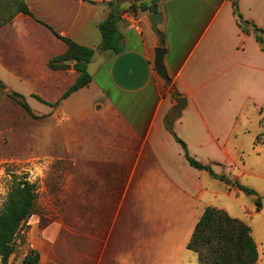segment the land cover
<instances>
[{
    "label": "crops",
    "instance_id": "obj_1",
    "mask_svg": "<svg viewBox=\"0 0 264 264\" xmlns=\"http://www.w3.org/2000/svg\"><path fill=\"white\" fill-rule=\"evenodd\" d=\"M144 1L164 15L159 28L172 87L155 70L159 40L151 13L132 8L141 1L25 0L33 17L17 13L0 28V81L44 105L40 116L60 114L59 162L73 169L66 178H74L76 200L68 206L76 215L42 229L40 264L193 259L187 245L197 222L227 194L207 171L190 165L168 130L174 94L187 103L171 128L190 155L217 174L241 177L245 112H264V51L256 39L257 30L264 36V0H239L241 24L233 0ZM110 2L121 18L118 54L99 49V25L109 17ZM56 34L96 50L88 66L91 83L63 100L79 73L73 60L62 61L70 68L50 67L68 50ZM36 97L60 103L49 106ZM227 187L229 196L236 192ZM86 209L90 215L79 214ZM136 209L142 215L132 216Z\"/></svg>",
    "mask_w": 264,
    "mask_h": 264
},
{
    "label": "rangeland",
    "instance_id": "obj_2",
    "mask_svg": "<svg viewBox=\"0 0 264 264\" xmlns=\"http://www.w3.org/2000/svg\"><path fill=\"white\" fill-rule=\"evenodd\" d=\"M14 2L15 0H0V24L15 14ZM139 5L136 4L135 7ZM12 91L7 86L0 87V209L7 200L16 178L27 177L37 185L38 193L35 213L23 225L15 242L16 251L9 260V264H23V259L30 250L37 247L41 251L44 250L42 229L58 217L76 215L75 208L69 207L74 206L76 193L73 191L74 178H69L68 182L66 178V173H73V169L65 162L62 165L59 162L60 114L54 111L41 117L39 113L45 111V106L26 98L37 113L33 110L34 114L40 117L35 118L10 97ZM83 94L89 93L84 92L80 96L85 97ZM245 116L244 127L248 130L242 134L240 140L243 168L238 181L254 190L257 196L248 195L236 187L233 189L236 192L233 191L229 196L227 185L217 179L221 191L227 196H222L215 208L229 209L230 213H227L231 217L251 227L259 253L256 264H264V112L261 117L260 113L247 111ZM223 174L234 179L226 171H223ZM257 198H260V209L257 207ZM78 211L80 215H90L92 210ZM131 215L140 216L142 210H131ZM188 253L193 259L187 264H199L197 254L191 251ZM56 254L59 255L58 250ZM90 260L89 264L97 262V258ZM45 263L43 260L42 264Z\"/></svg>",
    "mask_w": 264,
    "mask_h": 264
},
{
    "label": "trees",
    "instance_id": "obj_3",
    "mask_svg": "<svg viewBox=\"0 0 264 264\" xmlns=\"http://www.w3.org/2000/svg\"><path fill=\"white\" fill-rule=\"evenodd\" d=\"M136 1H141V3L138 7H135V5L132 6L133 9L139 8L143 12L149 11L151 14L158 11L157 4H150V2L144 0ZM14 4L16 7L15 14L23 13L24 15L33 17L25 0H15ZM109 7V17L99 25V30L102 35V43L99 49L118 54L123 51L121 44L123 36L119 29L120 12L115 2H110ZM233 8L234 14L241 24L243 20L239 11V0H233ZM14 15L8 20L3 21L0 24V28L9 23ZM257 32H259L256 35L257 42L264 51L263 31L257 30ZM56 35L67 43L68 50L65 54L53 59L50 62V67L52 69L70 68V66L63 64L62 61L73 60L75 61L74 69L79 73L76 82L62 96L61 100H63L91 83L92 77L88 71V66L96 50L78 45L70 39L58 34ZM0 87L5 88L6 86L3 82H0ZM174 96L179 98L180 94H174ZM10 97L33 117L40 118L34 114L25 96L12 91ZM36 99L49 106H57L60 103L58 101L56 104H51L40 97H36ZM171 125V122H167L168 130L172 133L176 141L181 144L185 152V157L192 167L207 171L212 178L224 182L229 187H236L248 195L257 196L254 190L241 185L238 179H231L225 174H217L211 165L203 164L192 157L186 143L173 132ZM37 201V185L30 182L27 177L16 178L7 200L0 209L1 264H9L10 258L16 251L15 242L20 235L23 225L35 213ZM256 203L260 209V198H257ZM187 248L197 254L199 264H256L259 258L258 247L252 236L251 227L241 220L231 217L226 211L212 206L204 210L195 226ZM40 263L41 253L36 249L30 250L23 259V264Z\"/></svg>",
    "mask_w": 264,
    "mask_h": 264
},
{
    "label": "water",
    "instance_id": "obj_4",
    "mask_svg": "<svg viewBox=\"0 0 264 264\" xmlns=\"http://www.w3.org/2000/svg\"><path fill=\"white\" fill-rule=\"evenodd\" d=\"M164 15L161 11L154 12L150 14L149 21L151 24V30L154 32V34L158 37L159 40V46L155 50V60H154V66L157 74L164 80L167 86L172 87V79L169 76V73L167 71L166 65H165V56L167 54V49L165 47V35L160 30L159 26L163 23ZM250 31H255L256 27L254 25H251L249 27ZM71 60L65 61V63H71ZM186 99L179 97L176 99V105L171 110L167 117V122H174L177 119L180 118L183 109L186 106Z\"/></svg>",
    "mask_w": 264,
    "mask_h": 264
}]
</instances>
